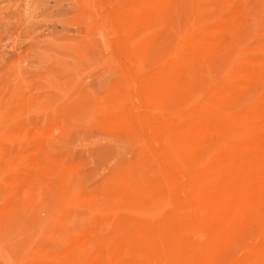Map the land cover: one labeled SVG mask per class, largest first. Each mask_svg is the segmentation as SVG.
<instances>
[{"label":"rangeland","instance_id":"obj_1","mask_svg":"<svg viewBox=\"0 0 264 264\" xmlns=\"http://www.w3.org/2000/svg\"><path fill=\"white\" fill-rule=\"evenodd\" d=\"M263 110L264 0H0V264H183L195 213L221 245Z\"/></svg>","mask_w":264,"mask_h":264},{"label":"bare ground","instance_id":"obj_2","mask_svg":"<svg viewBox=\"0 0 264 264\" xmlns=\"http://www.w3.org/2000/svg\"><path fill=\"white\" fill-rule=\"evenodd\" d=\"M254 119L253 121H256V118ZM206 129L202 128L205 132ZM245 153L248 154L251 169H241L236 166L238 161L244 159ZM215 168L217 184L220 187H230L233 190L232 207L238 210V217L233 223L234 231L221 245L212 247L209 245L211 239L208 219L200 213L191 215L187 220V227L202 232L206 240L190 245L186 249L187 251L183 250L186 251L185 254L182 253V257L185 255L183 264H264V137L259 135L257 142L250 145L239 144L235 147L233 154L226 152L222 162ZM241 235H247L249 238L259 237V241L248 245L244 254L236 255L234 253L235 239Z\"/></svg>","mask_w":264,"mask_h":264}]
</instances>
